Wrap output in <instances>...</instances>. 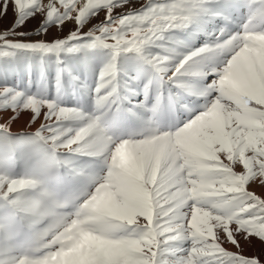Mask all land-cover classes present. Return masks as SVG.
Listing matches in <instances>:
<instances>
[{"label":"snow or ice","instance_id":"obj_1","mask_svg":"<svg viewBox=\"0 0 264 264\" xmlns=\"http://www.w3.org/2000/svg\"><path fill=\"white\" fill-rule=\"evenodd\" d=\"M125 3L0 0V21L12 17L0 29V59L36 53L39 77L47 83L51 68L53 89L83 87L91 76L76 45L113 51L96 74L90 112L29 96V125L43 120L34 134L0 124V167L45 132L96 161L98 185L120 211L95 221L115 243L85 251L90 264H264V192L251 190L264 189V39L247 35L264 29L254 24L264 21V0H146L140 11L114 15ZM101 12L103 21L89 26ZM121 53L136 54L134 70L118 68ZM189 76L198 86L184 82ZM122 99L143 110L135 127L121 123L135 115Z\"/></svg>","mask_w":264,"mask_h":264},{"label":"rangeland","instance_id":"obj_2","mask_svg":"<svg viewBox=\"0 0 264 264\" xmlns=\"http://www.w3.org/2000/svg\"><path fill=\"white\" fill-rule=\"evenodd\" d=\"M257 7L259 5H256ZM143 7H147L146 0H126L122 9H114V15H124L128 11H140ZM239 16L240 13H237ZM245 17L247 13H244ZM97 20L103 21V13L99 17H93L89 22L96 23ZM12 21L11 14L3 21H0V29L10 26ZM222 21L216 22L218 27ZM240 20L236 23L230 24L231 31L239 29ZM264 21L259 18L254 22L255 26L259 28ZM244 26H250L247 20L243 21ZM35 22L27 25L28 28H33ZM72 26L69 25L65 29L67 32ZM213 26L209 25V30ZM54 34V33H53ZM252 38L264 39V29L255 32L247 33ZM32 37L31 39H37ZM49 35L47 39H51ZM204 43V37L196 42L195 47H199ZM78 49V58H83L85 64H92L93 72L88 78L87 83L83 87L79 84L74 88H60L53 89L51 85V78L53 72L51 68L48 69V82L41 80L39 77L40 65L37 63L39 59L36 53L26 49L15 50L8 58L0 59V90L8 93L6 98H0V124L5 121L11 125L13 132H21L27 134H34L39 128V124L43 122L42 119L29 125L32 120V115L29 111L24 109V104L27 102L29 96H34L37 99L47 98L54 100L57 104L67 106L69 108H77L84 112H90L95 104L93 89L96 87V74L102 67L107 66L112 62L113 51L102 46H94L92 43L76 45ZM158 49L149 48L146 52H154ZM181 52L188 51L187 48L180 49ZM135 53H121L117 57V66L123 72L125 70H134L137 66ZM189 87H196L199 84L197 77H186L184 81ZM207 83V80L204 81ZM67 85V78L65 80ZM123 95V93H122ZM15 96V99L12 97ZM131 99L140 100L142 96L133 95ZM189 100L192 97H188ZM122 108L132 109L135 115L125 114L121 123L126 127H135L141 120L143 110L137 108L130 103L129 99H122ZM181 119L186 118L189 113L184 112L179 114ZM15 120H22L18 126H13L11 122ZM78 120L69 121L70 126H78ZM257 184L251 186L257 194L260 190ZM91 207L93 210H98L101 213L117 214L120 210L113 204V201L107 190L98 185L94 186L90 193ZM97 216H84L75 220L68 225L56 237H49L41 246L34 249L31 256L27 257L29 264H90V259L83 258L85 251H91L93 248L102 247L105 244L115 243L108 237L101 236L94 230ZM55 257V259H53ZM0 260L5 261V264H24V257L14 254L10 247L0 244Z\"/></svg>","mask_w":264,"mask_h":264},{"label":"clouds","instance_id":"obj_3","mask_svg":"<svg viewBox=\"0 0 264 264\" xmlns=\"http://www.w3.org/2000/svg\"><path fill=\"white\" fill-rule=\"evenodd\" d=\"M99 175L96 161L76 154L64 139L33 135L10 164L0 167V244L29 264L26 258L49 237L81 217H99L90 200Z\"/></svg>","mask_w":264,"mask_h":264},{"label":"bare ground","instance_id":"obj_4","mask_svg":"<svg viewBox=\"0 0 264 264\" xmlns=\"http://www.w3.org/2000/svg\"><path fill=\"white\" fill-rule=\"evenodd\" d=\"M21 122H22V120H15V121L11 122V124L15 127V126L20 125ZM258 191L261 194L262 192H264V189L260 188V190H258Z\"/></svg>","mask_w":264,"mask_h":264}]
</instances>
